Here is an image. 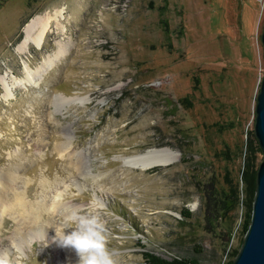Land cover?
I'll list each match as a JSON object with an SVG mask.
<instances>
[{
    "label": "rangeland",
    "instance_id": "rangeland-1",
    "mask_svg": "<svg viewBox=\"0 0 264 264\" xmlns=\"http://www.w3.org/2000/svg\"><path fill=\"white\" fill-rule=\"evenodd\" d=\"M56 6L82 50L9 101L0 86V189L11 172L10 194L48 207L31 216L39 234L24 242L26 214L2 213L0 250L10 264H77L53 226L78 207L100 213L119 264H147L144 251L222 264L240 245L246 208L226 239L229 218L204 189L241 173L264 76V0H0V73L22 76V57L36 67L53 52V31L42 49L21 55L16 45L30 19ZM60 96L90 101L59 111ZM165 147L175 162L140 169L120 158Z\"/></svg>",
    "mask_w": 264,
    "mask_h": 264
},
{
    "label": "bare ground",
    "instance_id": "bare-ground-1",
    "mask_svg": "<svg viewBox=\"0 0 264 264\" xmlns=\"http://www.w3.org/2000/svg\"><path fill=\"white\" fill-rule=\"evenodd\" d=\"M68 21V20H67ZM55 32L60 37L54 38V49L52 53H48L44 56V60L39 63L36 67H32L29 59L22 57V76L16 75L11 68H8L0 73V86L3 89V98L9 101L12 97H14V90L20 86H32L38 85L43 77V75L49 70L50 67L55 64L57 60L70 52L71 48L76 45V51H81L78 46L84 45L81 39H74L72 34L68 33V25L66 22V16L64 12V8L60 6H56L54 10L51 12L48 11L44 14H38L28 21L24 27V36L17 43L16 50L19 54L25 55L27 51L30 50V45L34 44L38 48L42 49L44 43L46 41V37L49 32ZM84 33V32H80ZM86 34V33H85ZM59 102L57 103V109L62 111L66 109L67 104L81 102L83 104L90 101L88 97H70L67 98L65 96H60ZM71 138L65 143L64 148H68L69 144H71ZM179 154L176 151H173L170 148H151L146 150L145 152L121 156V160L123 163L132 168H140V169H148L155 165H166L173 163L177 160ZM2 182V190L7 188L6 192L0 189V217L2 213L5 212H13L17 209L22 211L20 215L26 214L25 218L29 219L25 221L22 217L20 218V222L25 221L24 229L25 233L19 236V242H24L30 237L31 240L35 238L39 233L38 229H35L32 226V222L35 219H30L31 216H38L37 213L41 212L48 207V202L42 200L41 202L35 204L25 201V198L21 196L18 192L10 194V189L13 186L15 177L11 172L1 173ZM12 191V190H11ZM56 202H53L50 207H53V210H57ZM69 206V205H68ZM67 206L61 205V209H66ZM73 208V207H72ZM78 208V207H74ZM48 209V208H47ZM49 210V209H48ZM18 212V211H17ZM35 216V217H36ZM37 218V217H36ZM37 220V219H36ZM35 220V221H36ZM19 222V224H21ZM37 222V221H36ZM34 223V222H33ZM21 228V227H20ZM17 229L15 233L19 231ZM41 234V231H40ZM0 255L7 256V253H4L0 250Z\"/></svg>",
    "mask_w": 264,
    "mask_h": 264
},
{
    "label": "trees",
    "instance_id": "trees-1",
    "mask_svg": "<svg viewBox=\"0 0 264 264\" xmlns=\"http://www.w3.org/2000/svg\"><path fill=\"white\" fill-rule=\"evenodd\" d=\"M263 157L262 149L255 136L254 130L250 131V137L244 148V160L239 177L234 176L230 170L224 175L225 185L217 187L215 181L205 186V196L207 198L210 209L221 215V218H229L227 224L226 239L231 236L234 225L232 218L236 217V210L243 205L246 208L245 216L242 222L243 236L240 239L238 248H234L231 257H227L222 264H232L235 256L239 252L243 242L245 232L251 222L252 206L256 190V175L258 166ZM186 217H190L192 212L189 208L183 210ZM219 249H221L219 247ZM144 258L147 264H198L199 261L195 257L175 256L172 258L164 257L152 251H144Z\"/></svg>",
    "mask_w": 264,
    "mask_h": 264
},
{
    "label": "clouds",
    "instance_id": "clouds-1",
    "mask_svg": "<svg viewBox=\"0 0 264 264\" xmlns=\"http://www.w3.org/2000/svg\"><path fill=\"white\" fill-rule=\"evenodd\" d=\"M59 246L74 250L77 264H119L116 251L109 247V233L100 213L68 209L54 226ZM0 264H10L0 255Z\"/></svg>",
    "mask_w": 264,
    "mask_h": 264
},
{
    "label": "water",
    "instance_id": "water-1",
    "mask_svg": "<svg viewBox=\"0 0 264 264\" xmlns=\"http://www.w3.org/2000/svg\"><path fill=\"white\" fill-rule=\"evenodd\" d=\"M261 40L264 46V26ZM254 133L263 157L257 169L251 222L232 264H264V76L257 94Z\"/></svg>",
    "mask_w": 264,
    "mask_h": 264
},
{
    "label": "built area",
    "instance_id": "built-area-1",
    "mask_svg": "<svg viewBox=\"0 0 264 264\" xmlns=\"http://www.w3.org/2000/svg\"><path fill=\"white\" fill-rule=\"evenodd\" d=\"M226 258H227V257H226ZM226 258H225V259H226Z\"/></svg>",
    "mask_w": 264,
    "mask_h": 264
}]
</instances>
